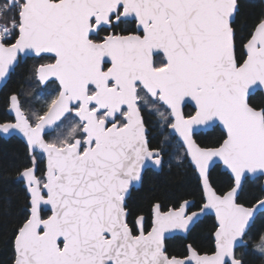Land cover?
<instances>
[{
    "label": "snow or ice",
    "instance_id": "6c2138e0",
    "mask_svg": "<svg viewBox=\"0 0 264 264\" xmlns=\"http://www.w3.org/2000/svg\"><path fill=\"white\" fill-rule=\"evenodd\" d=\"M239 13L240 0H0V86L37 61L0 120L25 146L11 264H264V184L242 200L264 181V11ZM170 149L201 197L152 200L146 229L130 201ZM210 213L211 252L170 253Z\"/></svg>",
    "mask_w": 264,
    "mask_h": 264
},
{
    "label": "trees",
    "instance_id": "16d2710c",
    "mask_svg": "<svg viewBox=\"0 0 264 264\" xmlns=\"http://www.w3.org/2000/svg\"><path fill=\"white\" fill-rule=\"evenodd\" d=\"M264 11L262 0H240V13L238 20L243 22L251 19L259 12ZM28 70L27 63H23L13 78L0 91V120L7 119L6 113L8 92L16 87H25L22 83L23 73ZM259 99V97H258ZM154 136H159L154 133ZM219 136V131L206 136L201 134L198 139L206 143L214 142ZM162 139V138H161ZM153 145L156 139H151ZM164 156V164L160 171L149 169L146 174L143 186L133 192V199L130 204L133 208L144 209V214L149 222L148 206L152 200H159L163 206H176L182 198L198 201L201 191L193 179L192 168L185 162L184 167H178L170 160V154ZM25 146L21 139L0 138V264H11L13 256L12 247V225L20 217V211L25 203V191L23 185L15 178V169L24 161ZM214 186L218 190H226L229 184V177L219 168L212 172ZM261 181L249 182L242 195V200H250L254 195L259 194ZM260 222L257 221V227ZM215 229V219L207 215L199 223L196 230L188 236L187 240L181 236H175L167 241L170 253L183 254L184 244L193 243L202 252H210L214 246L212 233ZM258 264V262H257Z\"/></svg>",
    "mask_w": 264,
    "mask_h": 264
},
{
    "label": "flooded vegetation",
    "instance_id": "af4514ba",
    "mask_svg": "<svg viewBox=\"0 0 264 264\" xmlns=\"http://www.w3.org/2000/svg\"><path fill=\"white\" fill-rule=\"evenodd\" d=\"M25 62L27 63V67H28V69H30L32 66H33V64H35L37 61H36V59H34V58H31V57H28V58H26V60H25ZM23 64V63H22ZM21 64V65H22ZM20 68V67H19ZM19 68H17V69H19ZM16 69V70H17ZM20 87H22V86H20ZM25 87H27V85H25ZM6 113H7V115H8V118L7 119H11L12 118V116L8 113V106H6ZM193 111V107L189 104V105H187L186 107H185V112L186 113H190V112H192ZM18 138V137H17ZM150 139H151V137H150ZM171 150V149H170ZM219 168V170L221 171V172H225V171H223L222 170V167L220 166V167H218ZM150 169H152V168H150ZM152 170H154V171H156L155 169H152ZM158 172V171H157ZM262 183H263V181H261ZM262 183H261V185H262ZM189 200H193V199H189ZM194 201V200H193ZM171 207V206H170ZM145 215V214H144ZM209 216H212L214 219H215V217L213 216V215H209ZM145 217H146V225H145V227H146V229H149L150 228V224H151V221H149V222H147V216L145 215ZM150 220V219H149ZM215 226H216V220H215ZM176 236H181V235H176ZM175 237V236H174ZM181 237H183V236H181ZM184 238V237H183ZM188 238V237H187ZM170 239H172V238H170ZM169 239V240H170ZM168 240V241H169ZM214 241V240H213ZM188 243H190V242H188ZM211 252V251H210ZM209 252V253H210Z\"/></svg>",
    "mask_w": 264,
    "mask_h": 264
},
{
    "label": "water",
    "instance_id": "95a60500",
    "mask_svg": "<svg viewBox=\"0 0 264 264\" xmlns=\"http://www.w3.org/2000/svg\"><path fill=\"white\" fill-rule=\"evenodd\" d=\"M3 87L4 86H0V91L3 89ZM192 107H193V105H191ZM19 138V137H18ZM19 139H21V138H19ZM22 140V139H21ZM222 167V166H221ZM162 169V167L160 168V169H155L156 171H160ZM222 170H223V168H222ZM224 171V170H223ZM262 184H264V181H263V183ZM208 215H213L214 216V213H210V214H208ZM215 217V216H214ZM176 235H181V236H183L184 237V235L182 234V233H176L175 234V236Z\"/></svg>",
    "mask_w": 264,
    "mask_h": 264
}]
</instances>
